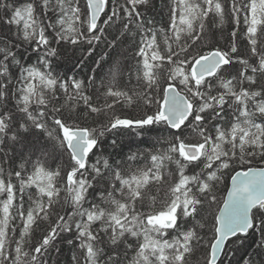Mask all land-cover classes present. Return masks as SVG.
<instances>
[{
	"label": "snow or ice",
	"instance_id": "obj_1",
	"mask_svg": "<svg viewBox=\"0 0 264 264\" xmlns=\"http://www.w3.org/2000/svg\"><path fill=\"white\" fill-rule=\"evenodd\" d=\"M164 6L0 0V264H264V0Z\"/></svg>",
	"mask_w": 264,
	"mask_h": 264
},
{
	"label": "trees",
	"instance_id": "obj_2",
	"mask_svg": "<svg viewBox=\"0 0 264 264\" xmlns=\"http://www.w3.org/2000/svg\"><path fill=\"white\" fill-rule=\"evenodd\" d=\"M17 4L24 3V0H16ZM149 19H155L156 21L160 23H164L167 20L168 16V9L164 6V0H156V8L153 11H150L147 13ZM231 26L229 25V28ZM0 32L6 33V30L4 29L3 24H0ZM103 48V45L100 46V49ZM98 49V52L99 50ZM79 55V53L77 54ZM96 59H99V55L96 56ZM27 62L36 63V57L35 55H30L29 57H26ZM55 69L56 71L60 73H67L69 69H73V71L69 74L75 75L77 72H80L81 75L88 73L90 69H94L95 65L91 62V60H88L86 63V66H83V70L81 72L80 67L75 66V60H68V59H61L58 61H55ZM105 71H107V66L105 67ZM221 194H223V189L221 191ZM62 248L61 253H53L52 254V264H56L57 260H59V264H70V257L72 255V251L70 249V246L66 244L60 245ZM253 248L255 245L252 246ZM251 251V249H249ZM201 252L197 251L191 255L189 258V264H199V258H200Z\"/></svg>",
	"mask_w": 264,
	"mask_h": 264
},
{
	"label": "rangeland",
	"instance_id": "obj_3",
	"mask_svg": "<svg viewBox=\"0 0 264 264\" xmlns=\"http://www.w3.org/2000/svg\"><path fill=\"white\" fill-rule=\"evenodd\" d=\"M126 139V138H125Z\"/></svg>",
	"mask_w": 264,
	"mask_h": 264
}]
</instances>
